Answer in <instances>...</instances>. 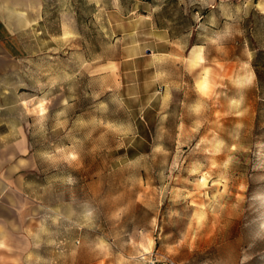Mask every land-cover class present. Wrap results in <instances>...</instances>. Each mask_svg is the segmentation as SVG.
<instances>
[{"label":"rangeland","instance_id":"374dc122","mask_svg":"<svg viewBox=\"0 0 264 264\" xmlns=\"http://www.w3.org/2000/svg\"><path fill=\"white\" fill-rule=\"evenodd\" d=\"M30 49L1 264H264V0H58Z\"/></svg>","mask_w":264,"mask_h":264},{"label":"crops","instance_id":"0c3cea01","mask_svg":"<svg viewBox=\"0 0 264 264\" xmlns=\"http://www.w3.org/2000/svg\"><path fill=\"white\" fill-rule=\"evenodd\" d=\"M56 1L0 0V79L10 77L17 69H21L30 54V46L37 41L46 14ZM0 108H3L1 100ZM19 141H22L21 137ZM11 153L10 149H0V264L10 260L12 237L29 233L28 217L12 213L13 210H22L18 195L22 188L15 177L22 172H13ZM21 168L20 165L19 171ZM13 250L17 254L23 253L18 246Z\"/></svg>","mask_w":264,"mask_h":264},{"label":"built area","instance_id":"2783aa9c","mask_svg":"<svg viewBox=\"0 0 264 264\" xmlns=\"http://www.w3.org/2000/svg\"><path fill=\"white\" fill-rule=\"evenodd\" d=\"M149 264H162V263H160L157 259H151V260L149 261ZM169 264H176V262L173 261V260H170V261H169Z\"/></svg>","mask_w":264,"mask_h":264}]
</instances>
